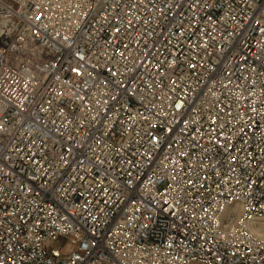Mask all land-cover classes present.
<instances>
[{
    "label": "built area",
    "instance_id": "built-area-1",
    "mask_svg": "<svg viewBox=\"0 0 264 264\" xmlns=\"http://www.w3.org/2000/svg\"><path fill=\"white\" fill-rule=\"evenodd\" d=\"M0 264H264V0H0Z\"/></svg>",
    "mask_w": 264,
    "mask_h": 264
}]
</instances>
